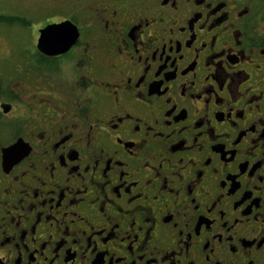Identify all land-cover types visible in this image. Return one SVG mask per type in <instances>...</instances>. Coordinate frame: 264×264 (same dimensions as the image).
Segmentation results:
<instances>
[{
    "label": "flooded vegetation",
    "instance_id": "flooded-vegetation-1",
    "mask_svg": "<svg viewBox=\"0 0 264 264\" xmlns=\"http://www.w3.org/2000/svg\"><path fill=\"white\" fill-rule=\"evenodd\" d=\"M8 8L0 264H264V0Z\"/></svg>",
    "mask_w": 264,
    "mask_h": 264
},
{
    "label": "water",
    "instance_id": "water-1",
    "mask_svg": "<svg viewBox=\"0 0 264 264\" xmlns=\"http://www.w3.org/2000/svg\"><path fill=\"white\" fill-rule=\"evenodd\" d=\"M75 36L74 39L76 38V31L73 29L72 25L69 23H63L61 25L57 26H50L44 29L41 33L44 38H52V39H62L68 34L74 33ZM71 40L72 41H74Z\"/></svg>",
    "mask_w": 264,
    "mask_h": 264
},
{
    "label": "rangeland",
    "instance_id": "rangeland-1",
    "mask_svg": "<svg viewBox=\"0 0 264 264\" xmlns=\"http://www.w3.org/2000/svg\"><path fill=\"white\" fill-rule=\"evenodd\" d=\"M28 1H33V0H0V13L2 10L8 11L9 10V5L13 2H28Z\"/></svg>",
    "mask_w": 264,
    "mask_h": 264
}]
</instances>
